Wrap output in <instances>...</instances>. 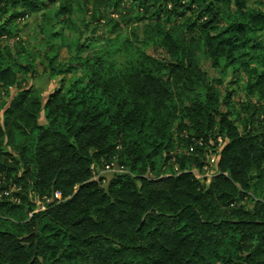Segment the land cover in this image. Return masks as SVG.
I'll list each match as a JSON object with an SVG mask.
<instances>
[{"label": "trees", "instance_id": "obj_1", "mask_svg": "<svg viewBox=\"0 0 264 264\" xmlns=\"http://www.w3.org/2000/svg\"><path fill=\"white\" fill-rule=\"evenodd\" d=\"M48 1L0 0L1 82L13 73L2 64V39ZM50 1L65 22L67 0ZM102 1L112 3L118 23H134L135 41L88 57L77 46L65 65L81 66L84 80L44 104L22 88L4 110L0 137L16 154L0 147V175L20 191L11 193L19 203L0 198V211L20 217L0 230V264H264V44L255 38L264 9L246 0H137L131 19L122 0ZM202 57L247 75L236 119L221 109L233 91L219 101ZM15 65L34 76L29 61ZM174 132L185 133L189 154L177 156L179 173L162 176ZM219 137L218 172L206 185L190 168ZM118 146L124 172L105 185L93 180L91 165L115 157ZM23 191L61 196L28 216Z\"/></svg>", "mask_w": 264, "mask_h": 264}, {"label": "rangeland", "instance_id": "obj_2", "mask_svg": "<svg viewBox=\"0 0 264 264\" xmlns=\"http://www.w3.org/2000/svg\"><path fill=\"white\" fill-rule=\"evenodd\" d=\"M246 1L250 8L259 7L264 9V0ZM64 2L70 6L68 7L70 10L68 15L62 17L65 19V22H62L60 18H55L53 15L52 11L55 7H51L52 3L58 6V2H51L49 0L46 5L41 6V10L46 12L45 17H42L41 14L43 12L41 11L29 13L22 21L16 23L12 38L2 39L1 47H4L2 50L4 54L2 64L3 67L8 66L13 70V73L6 82L0 81V124H3V118L5 117L4 110L7 104L20 89L30 88L34 90L36 94L42 97V103L44 104L48 95L53 91L59 88L63 92H66L75 81L81 82L88 76L82 67L75 62L71 66L65 65L66 62L71 63L70 55L75 53L77 46L81 45L83 47L81 51L82 56L88 57L93 53L108 50L109 45L112 43L120 49L124 39L128 37L135 41L133 35H131V28L135 26L134 23L132 21L118 23L117 11L113 7H108L112 6V3L104 5L102 0H67ZM121 5L126 10H131V19L138 11L137 0H122ZM141 24L143 23L138 24L140 36L142 35ZM255 38L264 44V30L258 32ZM147 50L153 53L152 48ZM122 57V55H118L119 60ZM28 61L35 68L34 76H31L30 73L25 74L17 71L18 67L15 64H18V62L24 64L28 63ZM200 65L202 70L207 74V80L214 84L220 102H223L230 90L233 91L229 103L221 105V109L223 111H232L233 114L231 116L233 119H236L235 111L237 112L240 108L239 102L247 100L244 89L247 75L243 71L229 66L224 59L220 61L218 67H213L211 60L202 57ZM51 68H54L53 72H50ZM251 101L253 103L258 101L257 96H254ZM45 112V109H42L38 119L39 123L44 125L48 123L45 118ZM184 137V132H174L172 148L167 153H163L159 162V165H162V176L179 173L177 156L189 154L184 141L181 139ZM219 138L220 140L216 138L215 141L210 139L208 144L203 146V154L199 155L197 163L190 168L195 177L206 185L210 183L212 177L218 172L219 152L225 143V140L221 137ZM8 140L6 136L0 137V147L14 152V149L10 145L7 146ZM120 149L121 147L118 146L115 151V157L110 159L105 158L99 163L91 165L93 180L101 181L102 185H105L109 181L111 171L107 168L106 164L118 165V161L124 160L125 156L119 155ZM167 155L170 158L164 162V158ZM108 160L111 161L106 162ZM20 164L22 165V162ZM22 170L19 165L18 176ZM3 178L0 175V198L4 197L1 189L8 188L7 186L4 187ZM11 181L9 179V182ZM19 191L20 187L15 185V187L7 190V195L5 196L13 202L19 203L17 198L11 196V193ZM23 195L27 198L26 204L30 202L33 207V211L28 216L33 212L43 210L54 200L53 195L40 196L33 191H29L28 193L23 191ZM245 207L251 209V201H247ZM19 217V210H14L13 212L0 211V230L13 229V225L19 220Z\"/></svg>", "mask_w": 264, "mask_h": 264}, {"label": "built area", "instance_id": "obj_3", "mask_svg": "<svg viewBox=\"0 0 264 264\" xmlns=\"http://www.w3.org/2000/svg\"><path fill=\"white\" fill-rule=\"evenodd\" d=\"M218 140H220V138H218ZM107 168L110 169L111 173L109 175H111V177H113L116 174H120L122 172H124V167L121 165H115V164H106ZM110 177V178H111ZM11 187H15L14 185H9L8 188H3L1 189L3 196L7 195V190ZM53 196L55 199L60 200V193L58 191L53 193Z\"/></svg>", "mask_w": 264, "mask_h": 264}]
</instances>
